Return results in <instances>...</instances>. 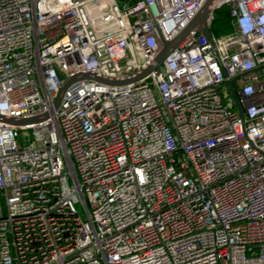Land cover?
<instances>
[{"label":"built area","instance_id":"1","mask_svg":"<svg viewBox=\"0 0 264 264\" xmlns=\"http://www.w3.org/2000/svg\"><path fill=\"white\" fill-rule=\"evenodd\" d=\"M0 0V264H264V0ZM227 6L232 32L212 33ZM241 109L244 117L241 116Z\"/></svg>","mask_w":264,"mask_h":264},{"label":"water","instance_id":"2","mask_svg":"<svg viewBox=\"0 0 264 264\" xmlns=\"http://www.w3.org/2000/svg\"><path fill=\"white\" fill-rule=\"evenodd\" d=\"M212 1L213 0H208V2L203 6V8L200 10L197 16L193 19V21L188 25V27L178 37H176L172 41H164V40L162 41V49L158 53L154 62L148 68L142 70L141 72L133 76H129L127 78L119 79V80L106 79L92 72L79 73L73 76L70 80H68L63 86V88L60 90L58 98H57L56 107L59 108L60 102L63 98L65 91L73 83L77 81L88 80V81H96V82L103 83V84L110 85V86H119V85L129 84V83H132L139 79L144 78L150 71L158 67L170 52L177 49L180 43L187 36H189V34L196 28H200L201 31L209 38L210 42L213 43V37H212L211 31L209 30L207 26V18L210 14V6H211ZM241 116L244 117L243 109H241ZM45 117L46 115H41V116H37L31 119H20V118H8V117L0 116V121L11 124L13 126H24V125L36 123L44 119Z\"/></svg>","mask_w":264,"mask_h":264},{"label":"rangeland","instance_id":"3","mask_svg":"<svg viewBox=\"0 0 264 264\" xmlns=\"http://www.w3.org/2000/svg\"><path fill=\"white\" fill-rule=\"evenodd\" d=\"M211 30L216 34V37L227 35L232 32L229 8L227 6L215 12Z\"/></svg>","mask_w":264,"mask_h":264},{"label":"trees","instance_id":"4","mask_svg":"<svg viewBox=\"0 0 264 264\" xmlns=\"http://www.w3.org/2000/svg\"><path fill=\"white\" fill-rule=\"evenodd\" d=\"M212 33L214 34V36H216V34L212 31Z\"/></svg>","mask_w":264,"mask_h":264}]
</instances>
